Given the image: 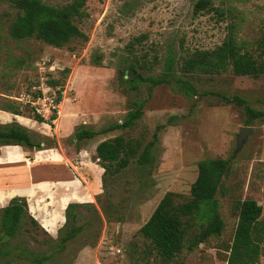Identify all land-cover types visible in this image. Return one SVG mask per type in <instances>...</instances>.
<instances>
[{"label":"rangeland","instance_id":"obj_1","mask_svg":"<svg viewBox=\"0 0 264 264\" xmlns=\"http://www.w3.org/2000/svg\"><path fill=\"white\" fill-rule=\"evenodd\" d=\"M42 1L60 5L71 0ZM85 1L87 15L77 24L88 39L54 47L36 40H12L7 28L14 8L11 0H0V104L11 101L21 111L15 115L0 109V124L18 123L40 142L38 149L0 147L5 161L16 163L0 166V209L17 193H33L29 200L24 197L28 215L18 235L6 243L0 239V264H39L33 256L52 252L47 241L56 239L65 222V205L75 200L91 203L93 208L78 210L79 223L92 218L94 224L88 226L92 231L79 234L62 253L41 264H142L141 251L149 242L140 233L142 224L166 192L176 193L177 201L189 198L199 163L214 159L227 162L216 193L223 231L193 250L185 248L173 264H226L237 222L233 202L256 200L264 222V116L246 124L243 107L225 98L238 95L264 111V71L258 77L238 76L231 69L187 77L180 75L178 65L196 49L220 45L229 31L264 63V0H212L213 8L198 14L193 13L196 0ZM95 54L101 55L99 66L90 62ZM168 57L172 74L187 78L193 95L166 76ZM131 64L144 76L170 81L155 85L143 81L132 88L122 80ZM65 67L70 72L63 77ZM51 79L63 81L58 103L54 100L60 86L49 85ZM36 90L40 97L33 96ZM136 103L141 104L142 115L131 127L101 132L121 123ZM34 111L46 119L56 111L58 117L52 125L37 122ZM241 126L251 129L236 150ZM79 127L99 134L77 142L73 137ZM116 135L140 141L138 153L153 141V162L140 167L133 159L121 175L109 180L115 207L108 209V220L96 201L97 195L102 200L105 195L103 169L93 146ZM32 179L33 183L28 181ZM16 245L29 252L20 254ZM258 264H264V255Z\"/></svg>","mask_w":264,"mask_h":264},{"label":"trees","instance_id":"obj_2","mask_svg":"<svg viewBox=\"0 0 264 264\" xmlns=\"http://www.w3.org/2000/svg\"><path fill=\"white\" fill-rule=\"evenodd\" d=\"M85 2V0H71L64 4L52 5L42 0H11L14 15L7 28L8 36L14 41L36 40L54 47L66 46L73 40L85 41L88 37L77 24L87 15ZM210 8H213L212 0H196L193 3L194 14ZM139 39L140 37L136 38V40ZM171 61L172 58L168 57L166 76L173 77L179 83V88L187 95H193L195 89L190 81L180 76L174 77L172 74ZM20 62L23 63V60ZM90 62L93 65H101V55H93ZM137 68L138 66L131 64L129 72L126 73L128 77L122 79L130 83L132 88H136V84L143 81H151L153 85L170 81V78L165 77L156 79L144 76L138 72ZM178 69L180 75L187 77L194 73L221 74L229 69L238 76L258 77L264 71V63H260L253 53L244 50L232 31H229L220 45L213 49H196L182 57ZM69 72L70 68L65 67L62 76L64 77ZM130 73H133L132 77ZM120 74L122 78L123 73ZM48 84L51 86L59 84L60 87L55 97V102L58 103L62 97L63 81L51 79ZM33 96L40 97L41 91L36 90ZM225 102H235L243 107L247 115L246 124L264 116V111L253 108L246 99L238 95L225 98ZM140 106L141 104L136 103V108L130 111L121 123L110 125L101 132L131 127L142 115ZM0 109L15 115L21 114L19 107L11 101L1 103ZM32 117L37 122L52 125V121L58 116L56 111H53L46 119L42 114L34 111ZM97 134L99 132L79 127L74 131L73 138L79 142L91 139ZM153 144V141L146 143L138 153L140 141L125 138L123 135L106 138L97 143L94 157L103 169L101 182L105 200L97 195L96 201L100 203L106 219H111L108 209L115 207L110 200L109 180L121 175L133 159L140 167L151 164L153 161L150 151ZM3 145L40 148V142L33 140L29 131L18 123L0 124V147ZM226 164V161L218 159L200 162L198 176L190 186V196L184 201H177V194L174 192L164 194L139 229L142 236L149 241L141 251L142 264H149L151 260L156 264H173L185 248L193 250L210 237L221 235L224 221L219 213L216 193L227 167ZM81 207L93 208L91 203L69 202L67 204L65 222L58 229L56 239L47 241L52 252L36 254L33 256L35 262L41 264L55 254L62 253L68 242L77 239L79 234L92 231L88 228L94 224L91 217L79 223L82 216L78 209ZM233 210L237 216V222L232 242L227 247L229 254L226 264H258L259 256L264 255V222L259 219L262 206L254 199L245 198L235 200ZM27 215V202L24 197H13L6 206L0 209V232L2 233L0 239H3V243L18 235ZM121 218L117 215L118 220ZM30 221L33 226H38L33 217H30ZM16 246L20 254L29 252V250L18 247L19 245ZM30 253L33 254L32 251Z\"/></svg>","mask_w":264,"mask_h":264},{"label":"crops","instance_id":"obj_3","mask_svg":"<svg viewBox=\"0 0 264 264\" xmlns=\"http://www.w3.org/2000/svg\"><path fill=\"white\" fill-rule=\"evenodd\" d=\"M104 139H106V138H103V139H100L98 142H100V141H102V140H104ZM97 142V143H98ZM97 143H95L94 144V146H93V150L95 149V147H96V145H97ZM4 146H6V145H3L2 147H4ZM4 152V151H3ZM57 152V151H56ZM59 155H60V153L59 152H57ZM4 154V153H3ZM23 158L25 159V160H27L26 158H25V156L23 155ZM60 158L62 159V156L60 155ZM13 164H16V163H9L8 161H5V159H4V155H2V154H0V166H2V165H13ZM20 164V163H19ZM101 168V167H100ZM29 169V168H28ZM102 169V168H101ZM30 179V178H29ZM29 182H31V183H33V179L32 180H28ZM28 182V183H29ZM78 182H79V184H81L80 183V181L78 180L77 181V183L75 184V186L78 188ZM27 183V182H26ZM28 187H30V186H28ZM27 187V188H28ZM21 188H23V187H21ZM40 189H43V188H40ZM16 196H18V197H21V196H23V197H25L27 200H29V197H31V196H33V193H32V195H30V193H29V191L27 190V191H25L24 193H17V194H15V195H13L11 198H13V197H16ZM83 196V195H82ZM93 197V196H92ZM10 198V199H11ZM74 202H79V203H85V202H88V201H79V200H75ZM68 204V203H67ZM67 204L65 205V207L67 206ZM4 206H6V205H4ZM3 206V207H4ZM65 220V217L63 216V221ZM63 221H61V222H63ZM56 224V223H55ZM43 226V225H42Z\"/></svg>","mask_w":264,"mask_h":264},{"label":"water","instance_id":"obj_4","mask_svg":"<svg viewBox=\"0 0 264 264\" xmlns=\"http://www.w3.org/2000/svg\"><path fill=\"white\" fill-rule=\"evenodd\" d=\"M132 73H130V76ZM251 127L241 126L239 127V133L237 136L236 150L241 146L242 142L245 140L247 133L250 131Z\"/></svg>","mask_w":264,"mask_h":264},{"label":"built area","instance_id":"obj_5","mask_svg":"<svg viewBox=\"0 0 264 264\" xmlns=\"http://www.w3.org/2000/svg\"><path fill=\"white\" fill-rule=\"evenodd\" d=\"M55 101V100H54Z\"/></svg>","mask_w":264,"mask_h":264}]
</instances>
